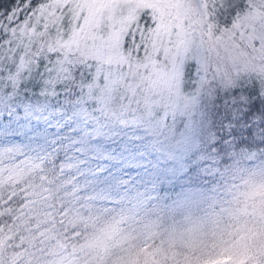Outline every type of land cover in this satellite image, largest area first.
Segmentation results:
<instances>
[{"label": "trees", "instance_id": "16d2710c", "mask_svg": "<svg viewBox=\"0 0 264 264\" xmlns=\"http://www.w3.org/2000/svg\"><path fill=\"white\" fill-rule=\"evenodd\" d=\"M24 3L0 0V22ZM245 70L223 86L189 53L179 90L161 85L145 104L86 61L0 62V138L33 146L65 202L94 217L87 240L121 230L104 264H253L264 254V76ZM121 172L135 205L109 226L81 199L112 195Z\"/></svg>", "mask_w": 264, "mask_h": 264}, {"label": "snow or ice", "instance_id": "6c2138e0", "mask_svg": "<svg viewBox=\"0 0 264 264\" xmlns=\"http://www.w3.org/2000/svg\"><path fill=\"white\" fill-rule=\"evenodd\" d=\"M0 31V62L86 61L137 103L164 96L161 85L176 88L193 51L205 73L230 57L264 76V0H25ZM92 222L37 159L0 155V264H104L121 230L87 240Z\"/></svg>", "mask_w": 264, "mask_h": 264}, {"label": "rangeland", "instance_id": "374dc122", "mask_svg": "<svg viewBox=\"0 0 264 264\" xmlns=\"http://www.w3.org/2000/svg\"><path fill=\"white\" fill-rule=\"evenodd\" d=\"M196 60H200V54L196 51L191 52ZM219 71L214 73L213 77L220 85L231 84L237 72L244 71L246 68L239 61L233 58L227 57L222 63L218 64ZM213 72H211L212 74ZM179 77V76H178ZM176 90H179V86L176 85ZM63 120L57 125L59 128L62 125ZM12 153L14 155H26L33 159L37 158L35 148L28 143L15 141L8 137L0 138V155H6ZM66 167H70L66 164L60 166V171H65ZM131 178L127 177L125 172H121L120 177L109 187L113 189L112 195H100L98 197H91L89 195L84 196L81 199L82 206L86 210H92L95 206L101 212L98 213V217L103 218V222L111 225H117L125 214L131 211L135 205V193L131 192ZM69 181H65L64 184H68ZM105 188L109 190L110 188Z\"/></svg>", "mask_w": 264, "mask_h": 264}, {"label": "clouds", "instance_id": "9594fccd", "mask_svg": "<svg viewBox=\"0 0 264 264\" xmlns=\"http://www.w3.org/2000/svg\"><path fill=\"white\" fill-rule=\"evenodd\" d=\"M229 254L235 255V252L233 251V252H231V253H229ZM214 255H215V254H213V256H210L209 258H213Z\"/></svg>", "mask_w": 264, "mask_h": 264}]
</instances>
